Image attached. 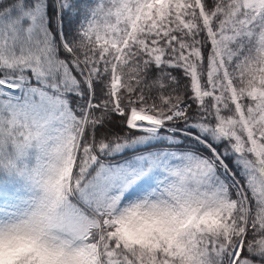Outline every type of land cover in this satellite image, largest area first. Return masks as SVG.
Wrapping results in <instances>:
<instances>
[{
	"label": "snow or ice",
	"instance_id": "obj_1",
	"mask_svg": "<svg viewBox=\"0 0 264 264\" xmlns=\"http://www.w3.org/2000/svg\"><path fill=\"white\" fill-rule=\"evenodd\" d=\"M0 264H264V0H0Z\"/></svg>",
	"mask_w": 264,
	"mask_h": 264
}]
</instances>
